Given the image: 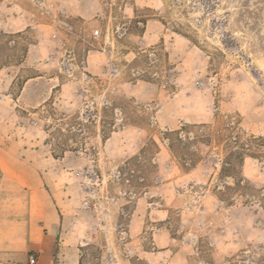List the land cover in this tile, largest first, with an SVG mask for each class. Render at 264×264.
I'll return each mask as SVG.
<instances>
[{"label":"rangeland","instance_id":"374dc122","mask_svg":"<svg viewBox=\"0 0 264 264\" xmlns=\"http://www.w3.org/2000/svg\"><path fill=\"white\" fill-rule=\"evenodd\" d=\"M0 167L53 264H264V0H0Z\"/></svg>","mask_w":264,"mask_h":264},{"label":"crops","instance_id":"0c3cea01","mask_svg":"<svg viewBox=\"0 0 264 264\" xmlns=\"http://www.w3.org/2000/svg\"><path fill=\"white\" fill-rule=\"evenodd\" d=\"M22 171L16 170L17 182L27 180V176L31 175L32 181L36 178L40 179L39 173L32 167L23 166ZM1 179L0 186L3 182L11 177V170L0 167ZM13 171V170H12ZM14 172V171H13ZM47 212L42 220L47 228V233L40 234L36 227L38 219L23 216L20 219H12L11 212L6 215L3 208L0 207V256L13 257L15 261H23L27 252L34 251L39 256L38 264H53V254L56 244V236L58 230V222L53 214L49 203L43 208ZM11 259V260H14Z\"/></svg>","mask_w":264,"mask_h":264},{"label":"built area","instance_id":"2783aa9c","mask_svg":"<svg viewBox=\"0 0 264 264\" xmlns=\"http://www.w3.org/2000/svg\"><path fill=\"white\" fill-rule=\"evenodd\" d=\"M99 32L95 30L93 32L94 37L98 36ZM39 256L34 251L27 252L25 259L23 261H15L11 259H5L0 257V264H38Z\"/></svg>","mask_w":264,"mask_h":264},{"label":"trees","instance_id":"16d2710c","mask_svg":"<svg viewBox=\"0 0 264 264\" xmlns=\"http://www.w3.org/2000/svg\"><path fill=\"white\" fill-rule=\"evenodd\" d=\"M0 179H1V171H0Z\"/></svg>","mask_w":264,"mask_h":264}]
</instances>
